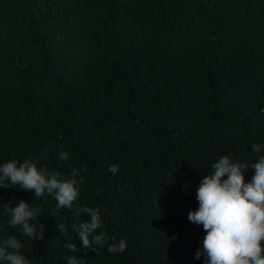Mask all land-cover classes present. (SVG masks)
Returning a JSON list of instances; mask_svg holds the SVG:
<instances>
[{"label":"trees","instance_id":"1","mask_svg":"<svg viewBox=\"0 0 264 264\" xmlns=\"http://www.w3.org/2000/svg\"><path fill=\"white\" fill-rule=\"evenodd\" d=\"M253 144L264 145V0H0V165L30 159L61 180L86 168L73 207L99 209L110 237L83 249L72 225L87 214L53 218L47 193L0 188V242L21 240L29 264H205L206 233L188 220L197 188L223 155L250 182L264 155ZM21 200L43 240L8 225ZM121 239L126 251L109 253Z\"/></svg>","mask_w":264,"mask_h":264},{"label":"clouds","instance_id":"2","mask_svg":"<svg viewBox=\"0 0 264 264\" xmlns=\"http://www.w3.org/2000/svg\"><path fill=\"white\" fill-rule=\"evenodd\" d=\"M261 148L264 145H252L253 152L259 153ZM58 158L67 161L69 155L60 152ZM212 168L213 172L205 175L197 188L198 208L188 213V220L202 225L206 233L202 249L197 250L195 258L204 257L205 264H264V155L252 165L254 174L250 182L244 180L246 165L234 163L227 155L220 156ZM86 171V168H73L68 178L61 180L59 171L38 168L33 160H9L0 165V188L18 186L21 190L34 192L36 198L47 193L57 202L51 210L53 218L65 208L74 212L77 221L82 214H87L88 220L73 223L72 228L82 248L97 254L98 247H104L110 239L106 232L97 234L103 227L99 209L87 205L73 207L84 183L81 173ZM109 171L115 174L118 167L111 165ZM37 211L33 205L21 200L15 207L6 206L4 215L9 217L10 227L22 228L23 236L32 241L43 240V229L38 231L35 227ZM57 228L67 231L63 224ZM23 247L15 236L4 239L0 242V264H29L21 253ZM64 247L70 252L77 251L76 244L70 241H65ZM126 248L127 241L121 239L118 244L109 243L107 251L119 253ZM68 264H83V260L72 256Z\"/></svg>","mask_w":264,"mask_h":264}]
</instances>
